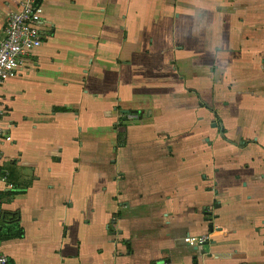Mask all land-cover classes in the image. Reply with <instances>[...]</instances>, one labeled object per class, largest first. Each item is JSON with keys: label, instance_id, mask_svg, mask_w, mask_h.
I'll use <instances>...</instances> for the list:
<instances>
[{"label": "crops", "instance_id": "1", "mask_svg": "<svg viewBox=\"0 0 264 264\" xmlns=\"http://www.w3.org/2000/svg\"><path fill=\"white\" fill-rule=\"evenodd\" d=\"M41 31L0 86L10 263L264 264V0H44Z\"/></svg>", "mask_w": 264, "mask_h": 264}, {"label": "built area", "instance_id": "2", "mask_svg": "<svg viewBox=\"0 0 264 264\" xmlns=\"http://www.w3.org/2000/svg\"><path fill=\"white\" fill-rule=\"evenodd\" d=\"M44 0H21L18 10L7 19L0 37V86L17 76L25 65V58L35 49L42 46L44 35L41 31ZM129 115V114H128ZM7 116L5 104L0 100V155L1 148L10 138L4 127ZM124 120L127 115L122 114ZM9 173L0 169V183L8 184ZM14 188L13 184H9ZM1 191V189H0ZM4 217V204L0 197V222ZM208 236L190 237L191 244L202 245ZM0 264H11L10 259L0 250Z\"/></svg>", "mask_w": 264, "mask_h": 264}, {"label": "rangeland", "instance_id": "3", "mask_svg": "<svg viewBox=\"0 0 264 264\" xmlns=\"http://www.w3.org/2000/svg\"><path fill=\"white\" fill-rule=\"evenodd\" d=\"M36 78V77H34ZM44 80L40 77V78H36L34 80L31 79V82L27 85L24 86L25 90L27 91V95L30 99H34L35 97L37 96H42L43 93H42V89L44 88L45 84L43 82ZM39 83V85H37L36 83ZM221 112H222V109H221ZM133 119V120H132ZM138 119L137 117H133L131 118L130 120L132 121H135L133 123H131L132 126H137L139 125L140 123L136 120ZM127 122V121H126ZM130 122V121H129ZM213 126V123H209V129L210 131H216ZM235 131V130H234ZM233 131V132H234ZM238 131V130H237ZM215 146V145H214ZM209 242H212V239L210 237L209 239Z\"/></svg>", "mask_w": 264, "mask_h": 264}, {"label": "water", "instance_id": "4", "mask_svg": "<svg viewBox=\"0 0 264 264\" xmlns=\"http://www.w3.org/2000/svg\"><path fill=\"white\" fill-rule=\"evenodd\" d=\"M122 114L128 115L129 114V111H122ZM124 120H126V118H124ZM214 126L216 127L217 125L214 124ZM206 215L211 216L212 215V212H206ZM207 220H208V222H210L209 231L212 232L213 231V224L211 223L212 222V219H207Z\"/></svg>", "mask_w": 264, "mask_h": 264}, {"label": "trees", "instance_id": "5", "mask_svg": "<svg viewBox=\"0 0 264 264\" xmlns=\"http://www.w3.org/2000/svg\"><path fill=\"white\" fill-rule=\"evenodd\" d=\"M123 120V119H122ZM18 233H19V235H21L22 234V231L20 230V231H18Z\"/></svg>", "mask_w": 264, "mask_h": 264}, {"label": "flooded vegetation", "instance_id": "6", "mask_svg": "<svg viewBox=\"0 0 264 264\" xmlns=\"http://www.w3.org/2000/svg\"><path fill=\"white\" fill-rule=\"evenodd\" d=\"M125 115V114H124Z\"/></svg>", "mask_w": 264, "mask_h": 264}]
</instances>
